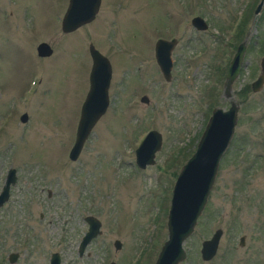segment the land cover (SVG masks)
Returning a JSON list of instances; mask_svg holds the SVG:
<instances>
[{
    "label": "rangeland",
    "instance_id": "1",
    "mask_svg": "<svg viewBox=\"0 0 264 264\" xmlns=\"http://www.w3.org/2000/svg\"><path fill=\"white\" fill-rule=\"evenodd\" d=\"M257 2L100 0L90 22L63 33L67 0H0V187L7 168L15 170L0 206V264H48L51 252L61 264H153L166 239L175 176L211 109H226L231 100L238 103L233 135L178 264H264V83L250 88L264 54V4L228 45L234 16ZM195 15L205 30L191 26ZM172 37L164 80L153 45ZM243 39L245 65L224 96L225 69ZM39 42L51 47L49 56H37ZM89 43L110 62L108 105L71 161ZM149 129L161 142L153 163L141 169L134 149ZM88 214L100 221V233L78 256ZM216 228V253L203 261L200 242ZM9 252L17 253L12 263Z\"/></svg>",
    "mask_w": 264,
    "mask_h": 264
},
{
    "label": "water",
    "instance_id": "2",
    "mask_svg": "<svg viewBox=\"0 0 264 264\" xmlns=\"http://www.w3.org/2000/svg\"><path fill=\"white\" fill-rule=\"evenodd\" d=\"M100 0H67L65 11L60 21L63 33L73 31L79 26L90 22L99 7ZM264 0H258L253 14H258ZM191 26L198 31L206 29L204 19L195 15L190 19ZM245 42L240 41L228 61L222 83V94H230L231 84L244 67ZM176 44L175 38H158L153 45L155 63L164 80L170 78V52ZM90 57L88 73V89L80 105L75 127L73 143L68 151L69 160H76L83 143L97 119L105 112L108 105L107 90L111 78V66L108 58L89 43L87 46ZM35 51L37 56L46 57L52 52L46 42H39ZM259 72L251 82L252 91L261 89L264 83V54L259 59ZM141 101L147 102L146 96ZM238 103L231 100L226 109L214 107L201 132L195 149L178 170L172 184L169 205L166 216V239L162 242L153 264H178L185 258L183 242L190 236L200 215L213 184L220 157L227 149L233 135L237 120ZM20 122L27 120L25 112L19 116ZM161 136L156 130H148L134 149V161L138 168H144L153 163L154 152L159 149ZM15 182V170L8 168L6 178L0 190V206L8 199L9 186ZM83 221L86 230L77 243V254L80 256L85 246L99 233L100 221L92 215H85ZM221 229L216 228L211 235L200 242L199 255L203 261L210 260L216 253ZM241 236L239 242L242 243ZM118 240L113 241V247L119 248ZM17 253L10 252L7 261L12 263ZM48 264H61L58 252H51ZM108 264H114L110 261Z\"/></svg>",
    "mask_w": 264,
    "mask_h": 264
},
{
    "label": "trees",
    "instance_id": "3",
    "mask_svg": "<svg viewBox=\"0 0 264 264\" xmlns=\"http://www.w3.org/2000/svg\"><path fill=\"white\" fill-rule=\"evenodd\" d=\"M251 8H252V6L250 5V3L246 4L244 9L240 12V14L237 16L236 15L234 16V18H233L234 27H233L231 37L229 38L228 45L234 46V44L237 43L236 41L239 38L240 27L242 26L243 21H245V18H247L251 15V12L253 11ZM223 40H224L223 37H221L219 42H218V45H220L223 42ZM222 50H223V48H221V51ZM216 67L221 72V75H222L223 68L218 67V66H216Z\"/></svg>",
    "mask_w": 264,
    "mask_h": 264
},
{
    "label": "flooded vegetation",
    "instance_id": "4",
    "mask_svg": "<svg viewBox=\"0 0 264 264\" xmlns=\"http://www.w3.org/2000/svg\"><path fill=\"white\" fill-rule=\"evenodd\" d=\"M173 38V37H172ZM170 39V38H169ZM176 39V38H175ZM176 43H177V40H176ZM224 44V43H223ZM225 74V73H224ZM223 79H224V77H223ZM7 170H8V168H7ZM7 170H6V172H5V176H4V179H3V182H4V180H5V178H6V173H7ZM2 185H3V183H2ZM2 185H1V187H2ZM1 187H0V190H1ZM10 253V252H9Z\"/></svg>",
    "mask_w": 264,
    "mask_h": 264
}]
</instances>
